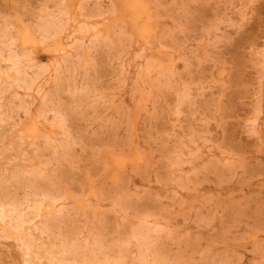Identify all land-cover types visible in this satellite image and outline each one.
Masks as SVG:
<instances>
[{"label":"rangeland","instance_id":"1","mask_svg":"<svg viewBox=\"0 0 264 264\" xmlns=\"http://www.w3.org/2000/svg\"><path fill=\"white\" fill-rule=\"evenodd\" d=\"M125 1L0 0V264H264V0Z\"/></svg>","mask_w":264,"mask_h":264},{"label":"bare ground","instance_id":"2","mask_svg":"<svg viewBox=\"0 0 264 264\" xmlns=\"http://www.w3.org/2000/svg\"><path fill=\"white\" fill-rule=\"evenodd\" d=\"M126 1H128V0H126ZM125 1V2H126ZM131 1V0H130ZM128 2V3H126L124 6H126L129 10H130V12H132V14L134 15V18H133V16H132V19H133V21L132 22H139V19H142L141 17H142V15L143 14H145V11H144V5L146 4H144V5H142L143 3L141 2V1H139V0H133L132 2ZM142 3V4H141ZM124 4V3H123ZM146 6V5H145ZM125 7V8H126ZM124 9V8H123ZM146 10V9H145ZM148 11V10H147ZM148 15V14H147ZM146 16V15H145ZM144 17V16H143ZM147 18H148V16H147ZM129 19V18H128ZM124 20V19H123ZM135 20V21H134ZM144 20H146L145 18H144ZM140 21H142V20H140ZM147 22V21H146ZM141 23V22H140ZM145 23V22H144ZM133 24V23H132ZM135 25H136V23H134ZM134 24H133V26H134ZM147 24V23H146ZM141 26H143L142 24H140ZM140 25H139V27H140ZM138 26V25H137ZM147 26V25H146ZM148 26H149V20H148ZM144 27V26H143ZM138 28V27H137ZM151 28V27H150ZM134 29V28H133ZM142 29V28H141ZM148 30V31H150L151 33H152V31H153V29L151 28V30H149V28L147 29V27L146 28H144L143 30ZM155 29V28H154ZM145 30V31H146ZM135 31V30H134ZM139 31V29L137 30V32ZM142 31V30H141ZM144 31V32H145ZM136 32V33H137ZM139 33V32H138ZM148 33V32H147ZM150 33V34H151ZM140 34V33H139ZM141 34H145L146 35V33H141ZM149 34V33H148ZM150 34H149V36H150ZM153 34H154V32H153ZM143 38V37H142ZM151 38V37H150ZM147 39H148V37H147ZM153 39H154V37H153ZM155 40V39H154ZM148 41H149V39H148ZM157 64H159V63H157ZM221 74V73H220ZM40 133V132H39ZM42 134V132L40 133V135ZM41 137H42V135H41ZM45 138H47V137H45ZM135 159V158H134ZM137 159V158H136ZM119 161V160H118ZM117 161V162H118ZM41 162V161H40ZM115 164V163H114ZM117 164V163H116ZM119 164H120V162H119ZM105 165V164H104ZM123 167V166H122ZM116 171V170H115ZM111 175H113V174H111ZM115 176V175H114ZM85 187V186H84ZM86 189V188H85ZM85 191V190H84ZM91 193H92V191H91ZM68 195H69V193H68ZM47 197V196H46ZM52 204H53V202H51ZM2 206V205H1ZM33 206V205H32ZM46 208H48L47 206H46ZM3 213V212H2ZM8 214V213H7ZM15 215V214H14ZM16 216V215H15ZM18 231V230H17ZM133 238H134V236H133ZM132 239V238H131ZM133 242H134V239L132 240ZM134 244V243H133ZM149 246V245H148ZM140 250L142 249V248H139ZM64 251V250H63ZM71 251H73V250H71ZM141 251H144V252H146L145 250H141ZM68 252V251H67ZM148 253H149V250H148ZM126 254V253H125ZM125 259V258H124ZM143 259V258H142ZM157 259V258H156ZM127 260V259H126ZM149 260V259H148ZM143 261H144V259H143ZM143 261H141V262H143ZM146 261V260H145ZM88 262V261H87ZM127 262V261H126ZM153 262V261H152ZM144 263V262H143ZM147 264H148V262H146ZM145 263V264H146ZM151 263V262H150ZM101 264V263H100Z\"/></svg>","mask_w":264,"mask_h":264}]
</instances>
